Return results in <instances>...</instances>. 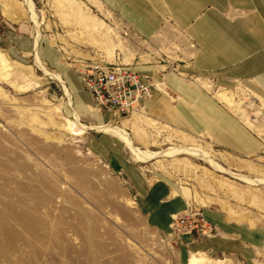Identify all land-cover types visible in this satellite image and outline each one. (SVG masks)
<instances>
[{
  "label": "rangeland",
  "instance_id": "1",
  "mask_svg": "<svg viewBox=\"0 0 264 264\" xmlns=\"http://www.w3.org/2000/svg\"><path fill=\"white\" fill-rule=\"evenodd\" d=\"M98 1L0 0V56L11 65L7 71L0 66V163L8 164L13 183L21 186L11 192L25 201L14 202L16 209H28L34 220L45 225L13 228L10 263L177 264L179 236L208 240L218 235L209 234L207 228L177 233L172 224L171 237L151 230L139 214L131 184L116 169L118 159L139 169L151 182L166 180L181 193L184 188L189 201L185 211L201 212L208 226L214 227L205 218V210H221L240 219L232 215L234 207L240 214L242 208L250 210L255 226H264V121L261 126H249L254 114L247 104L262 119L264 114L253 92L216 90L195 80L260 141L262 149L251 156L232 153L207 134L181 131L190 137L184 136L173 127L147 121L141 106L134 118L140 119L137 127L143 125L146 132L127 125L134 112L126 117L113 115L116 122H104L99 115L108 111L98 108L91 94L87 107L77 103L68 75L80 79V64L120 61L134 68L144 63L160 66L161 74L182 76L180 64H185L193 48L184 36L168 41L161 33V39H145ZM5 6L13 8L15 15L27 16L12 21L4 14ZM225 92L242 104L250 121L218 97ZM66 121L75 123L79 134L69 131ZM107 125L125 129L134 145L148 154L165 153L139 162L118 136L99 129ZM104 137L114 142L117 152L105 144ZM20 164L30 168L17 171ZM37 174L47 176L58 197L50 198L31 185L29 180ZM199 253L214 263L247 264L239 257L211 251L192 252L187 264L192 254ZM0 264H6L1 256Z\"/></svg>",
  "mask_w": 264,
  "mask_h": 264
},
{
  "label": "crops",
  "instance_id": "2",
  "mask_svg": "<svg viewBox=\"0 0 264 264\" xmlns=\"http://www.w3.org/2000/svg\"><path fill=\"white\" fill-rule=\"evenodd\" d=\"M101 2L145 39L154 40L155 36L161 39V33L168 41L184 36L193 46L190 57L184 59L185 64H180L182 76L172 72L161 74L160 66L144 63L132 68L143 81L150 77L159 85L158 90L154 88L152 95L141 101L147 114L141 115L147 121L159 122L180 130L178 132L207 134L219 146L241 156H251L262 149L257 137L233 113L225 110L222 103L202 87V83L212 84L216 90L244 88L253 92L260 99L264 114V0ZM24 43L27 44L22 42V45ZM180 52L184 57L183 51ZM196 79L202 86L195 82ZM68 81L76 92L77 103L87 107L91 96L82 81L71 73ZM106 113L99 115L102 121H115L112 113ZM133 120L134 116L127 125L146 132L143 125L136 127ZM99 129L118 136L139 162L145 163L165 153L148 154L141 150L123 128L107 125ZM103 141L117 152L110 138L104 137ZM115 164L116 169L123 172L125 181L131 184L139 214L147 226L163 237H171L173 216L183 213L189 205L184 188L181 193L166 180L151 182L125 160L118 159ZM243 209L240 214L237 208H233L236 214L233 211L232 215L240 219H232L230 214L227 216L221 210H205V218L218 230V235L208 240L189 234L179 236L176 263L187 264L192 252L211 251L239 257L247 264H264V226H255L252 212ZM243 214L244 219L240 217ZM245 220L248 222H243Z\"/></svg>",
  "mask_w": 264,
  "mask_h": 264
},
{
  "label": "built area",
  "instance_id": "3",
  "mask_svg": "<svg viewBox=\"0 0 264 264\" xmlns=\"http://www.w3.org/2000/svg\"><path fill=\"white\" fill-rule=\"evenodd\" d=\"M78 74L85 89L91 94L95 105L118 117H126L138 110L141 101L152 95L157 84L150 77H142L120 61L104 60L83 63ZM173 230L177 233H192L207 228L214 235L218 230L208 226L201 212L189 209L173 218Z\"/></svg>",
  "mask_w": 264,
  "mask_h": 264
},
{
  "label": "bare ground",
  "instance_id": "4",
  "mask_svg": "<svg viewBox=\"0 0 264 264\" xmlns=\"http://www.w3.org/2000/svg\"><path fill=\"white\" fill-rule=\"evenodd\" d=\"M4 8H5L4 14L9 19H11L12 21H19V19H21L22 17L27 16L26 13H20L18 15H15V13H13L14 9L9 7V6H5ZM0 64H1L0 66L5 71H7V69H9L11 66L4 59L3 56H0ZM222 93H224V92H222ZM218 97L222 101L226 102L229 106L234 108L235 111L239 115H241L242 118H244V119L246 118L248 121H250L249 120L250 117L248 116L246 109H248V110L251 109L254 116L251 117L253 119L251 121V122H253V124L249 123L250 124L249 126L255 127V124H258V126H261L263 124L262 118L260 117V112L256 111V109H254L251 104H247L248 108L243 109L242 104L236 103L234 101V97L233 96L229 97L227 95V93L219 95ZM135 114H138V112H134L132 116H134ZM145 119L148 120L146 117H145ZM138 121H140V119H138V118H134V120H133L134 125L136 127H137ZM258 126H256V127H258ZM65 127L69 131H72V133L74 132L75 135L79 134L74 129L75 123H73L71 121H66ZM112 131H113V129H112ZM138 156H140V155H138ZM145 158H147V157H145ZM29 168L30 167L26 166V164H20L17 167V171L23 172L24 170L29 169ZM218 169H220V168H218ZM44 174L43 175L37 174V175L33 176L29 180L31 185L33 187H38V189L41 191L46 192L47 196H49L50 198L51 197L53 198L56 195L58 197L59 193H58L57 188L55 187V185L51 181H49L47 176L46 177L44 176ZM251 181L249 180L248 182L250 185L251 184L253 185V183H252L253 181L252 182ZM12 186H15L16 188L13 189ZM65 188L68 189L67 186ZM18 189H21V186L17 185V183H15V182L13 183V179L11 178L10 171L8 168V164L0 163V256L2 258H4V261L6 264H12V263H10V260H9L8 247H9V242L11 241L10 236L12 234L14 227L19 226V227L23 228L24 230H26V229L34 228L37 225H39L41 227L45 226L43 221L34 220L33 217L31 216V214L28 212L29 211L28 209L27 210L22 209L20 211L16 209L14 202H18L21 204L25 203V201L22 197L15 196V195L11 194V192L13 190L18 191ZM86 225H87V223L84 226H86ZM87 242H88V240H87ZM189 264H223V261H218L217 263H214L212 260L208 259V257L205 254H193L190 258Z\"/></svg>",
  "mask_w": 264,
  "mask_h": 264
}]
</instances>
